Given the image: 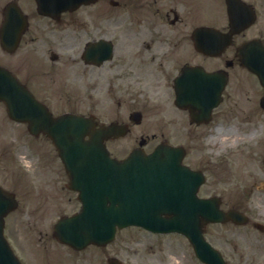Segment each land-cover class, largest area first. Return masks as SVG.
I'll return each mask as SVG.
<instances>
[{
	"label": "flooded vegetation",
	"instance_id": "1",
	"mask_svg": "<svg viewBox=\"0 0 264 264\" xmlns=\"http://www.w3.org/2000/svg\"><path fill=\"white\" fill-rule=\"evenodd\" d=\"M14 2L27 28L12 52L0 51V65L49 109L63 96L74 97L68 111L110 102L128 127H155L146 142H175L182 125L190 143L216 139L199 157L200 197L214 196L248 219L209 224L206 239L221 250L211 234L242 231L248 253L264 256V120L248 146L241 115L264 117V88L245 62L264 47V0H94L51 15L39 14L34 0ZM229 131L239 151L219 147Z\"/></svg>",
	"mask_w": 264,
	"mask_h": 264
},
{
	"label": "water",
	"instance_id": "2",
	"mask_svg": "<svg viewBox=\"0 0 264 264\" xmlns=\"http://www.w3.org/2000/svg\"><path fill=\"white\" fill-rule=\"evenodd\" d=\"M259 51L251 70L264 84V50ZM0 99L10 117L28 122L31 132L41 130L51 138L69 175L70 188L79 193L80 211L57 223L58 240L75 248L90 242L104 245L113 239L116 227L136 225L152 232H180L201 261L224 264L201 236L202 222L216 214L196 202V185L189 188L185 182L191 174L180 166L179 148L161 145L149 155L134 150L119 161L109 156L103 138L122 135V127L94 129L87 119L77 116L51 119L6 73L0 74ZM177 173L183 178L175 183ZM5 199L0 192V264H18L2 237ZM190 201L198 206H191ZM110 264L119 263L112 259Z\"/></svg>",
	"mask_w": 264,
	"mask_h": 264
},
{
	"label": "rangeland",
	"instance_id": "3",
	"mask_svg": "<svg viewBox=\"0 0 264 264\" xmlns=\"http://www.w3.org/2000/svg\"><path fill=\"white\" fill-rule=\"evenodd\" d=\"M4 3L5 0H0V8ZM2 111L0 106L1 118L3 117ZM95 113L100 117L99 121L101 122L105 121L108 123L116 118V113L108 108ZM244 115L248 116L249 113L245 112ZM261 120L263 121L264 117L261 118ZM231 123H234L233 119ZM254 127H256V124L246 127V130L251 132ZM23 128L24 127L21 125L12 126L6 120L2 126L0 125V181L7 184V186L16 184L15 179L18 177H15L14 173L18 171L17 165H23V167L29 169L34 167L39 160L38 168L40 169L37 171L43 174L42 179L50 180L53 178V181L58 180L60 184L65 185L67 183V177L64 175L63 167L50 142L41 136L36 139L28 137ZM186 129L184 125L177 128L180 135V139H178L177 142L191 149L189 150L190 155L185 159V163L188 164L192 162L194 166H197V161L201 153L211 149V147L214 146L213 141H216V139L207 137L202 139L203 141L195 140L190 143L187 139L183 138ZM150 133L151 129L146 127L145 124L138 128H132L130 133L124 137L107 141L106 148L111 156L123 158L132 148L138 145L141 136L146 137V135ZM247 134L246 132L243 140L248 138ZM20 135L23 137H19ZM233 135L234 133L229 131V135L227 136L230 138L224 137L225 135L222 132L224 139L221 138L218 140L219 147L223 150L231 148L230 146L235 144V136ZM11 137H15L13 138L15 142L10 140ZM252 139L248 142L252 141L250 143H253L255 138ZM8 143H11L12 146ZM154 146H156V143H154V141H149L145 147V151H151ZM11 149L12 153H14L13 151L17 152V158L14 160L12 158L9 160L11 157L9 151H11ZM5 176L8 177L6 178ZM18 182H20V180ZM39 182L42 183V180L40 179ZM19 184L20 183H17L16 185ZM57 188L58 190L56 189V191L51 192L47 198L40 196L38 203L43 207V213L39 215V218L35 221L23 225L22 234L27 239V248L22 247L21 250L16 236L11 234V226L13 227L20 217L16 213L6 219V236L11 238L12 245L16 247V251L22 256V260L25 264H106V255L117 257L125 264H201L194 257L192 248L184 237L177 234L155 235L137 227L121 229L116 232L115 240L108 246L105 248L90 247L85 253L65 254L64 249L54 245L50 246L49 243H46V249L42 242L45 240L48 242L52 225L58 216L63 213L70 214L78 209L75 194L69 192L66 188L63 190L59 187ZM21 198H23V196ZM24 199L26 200V197H24ZM31 202L37 201L32 200ZM48 202L49 204L51 203L54 208L51 215H48L46 210L47 205L45 203ZM224 229L225 228L221 230L223 233L222 235H224L223 239L222 235L218 236L217 234H211L210 239L217 246H219V243L222 245L221 250L224 253L223 257L227 264H264L263 255L257 260V256L255 257L248 254V250L252 247L248 242L250 241L248 233L240 231L241 233L232 234L231 231L226 232ZM227 237H229V240ZM231 240L233 243L237 244L238 253H229V251L234 252L231 246L226 244Z\"/></svg>",
	"mask_w": 264,
	"mask_h": 264
}]
</instances>
